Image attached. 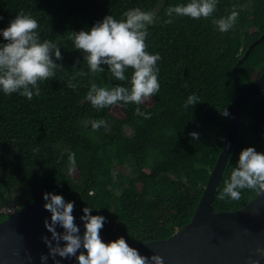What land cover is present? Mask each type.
Returning a JSON list of instances; mask_svg holds the SVG:
<instances>
[{
    "label": "trees",
    "instance_id": "trees-1",
    "mask_svg": "<svg viewBox=\"0 0 264 264\" xmlns=\"http://www.w3.org/2000/svg\"><path fill=\"white\" fill-rule=\"evenodd\" d=\"M190 0H0V30L23 9L39 23L41 41L60 48L64 69L39 83L40 95L29 101L0 89V221L5 207H19L42 197H29L18 205L9 198L15 183L38 185L43 194H60L83 214L104 216V227L122 236L153 240L170 236L188 223L195 211L210 171L230 127L229 105L237 89L233 72L248 45L264 32V0H217L210 18L168 19L169 6ZM233 5L239 18L233 29L219 32L213 19L227 16ZM139 7L155 12L145 43L150 54L159 53V92L139 105L150 119L134 115L135 104H117L97 110L86 99L93 81L101 87H130L108 71L93 76L83 54L68 39L70 31L90 29L106 15L124 19L122 13ZM0 32V44L6 43ZM55 59V57H53ZM79 61V63H77ZM264 70V38L253 46L238 66V79L246 85ZM84 71L85 76L76 73ZM72 83L76 89L67 87ZM201 102L184 107L189 95ZM224 108L229 115L221 114ZM107 127L93 131L91 122ZM191 132L199 133L194 140ZM264 153V87L242 107L239 135L217 188L236 167L242 149ZM39 148V152L34 149ZM75 153L76 168L69 174L67 156ZM131 160L134 169L127 173ZM256 191L242 190L241 198L218 200L220 210H237Z\"/></svg>",
    "mask_w": 264,
    "mask_h": 264
},
{
    "label": "clouds",
    "instance_id": "clouds-1",
    "mask_svg": "<svg viewBox=\"0 0 264 264\" xmlns=\"http://www.w3.org/2000/svg\"><path fill=\"white\" fill-rule=\"evenodd\" d=\"M216 5L217 0H190L187 4L169 6L165 10L168 19L163 23H174V16L210 18L216 10ZM122 16L124 19L117 20L112 15H106L88 30L70 31L68 39L73 42L74 48L83 54V60L93 76L103 73L105 68L102 65H107L108 71L116 80L125 81L129 80L125 75L126 70H133L129 80L130 87H101L93 81L86 93V99L93 108L100 110L121 103L135 104L137 107L134 115L150 119L151 114L142 111L139 105L160 90L157 62L162 57L159 53L150 54L145 43L148 26L157 22L158 18L155 12L139 7L125 11ZM238 18L239 11L237 6L233 5L227 16L213 19L212 23L219 32L227 33L233 29ZM38 28V21L21 9L9 22V26L0 30L7 41L0 44V89L9 96L18 93L31 101L34 95H40L41 81L53 78L58 70L64 69L63 64L56 63L63 59L60 48L51 40L41 41ZM87 74L84 71L76 73L78 76ZM76 75L68 82V88L78 87L72 83ZM198 102H201L198 96L189 95L184 107L194 106ZM221 114L229 115L226 108ZM101 126L107 127V122H91L93 131L99 130ZM190 135L194 140H199V133L191 132ZM34 151L39 152V148ZM67 161L69 174H72L76 168L74 152L68 153ZM245 189L258 193L264 191V153L256 151L254 147L241 150L236 167L224 181L223 189L218 192L216 199L237 201ZM43 199L44 208L51 213L50 222L48 219L44 221L46 229L51 233V239L42 237L49 250L48 255H41L42 261H47L51 256L55 264H60V261L56 260L58 255L65 259L75 257L77 264H164L160 255H141L123 237L104 242L100 231L106 218L102 215H92V208L84 207L82 210L80 219L84 230L81 234L73 215L74 202H66L62 195L51 192H45ZM57 226H60L63 232H58ZM255 251L264 256V249L258 247ZM248 259L250 264H259L258 260L251 257Z\"/></svg>",
    "mask_w": 264,
    "mask_h": 264
},
{
    "label": "water",
    "instance_id": "water-1",
    "mask_svg": "<svg viewBox=\"0 0 264 264\" xmlns=\"http://www.w3.org/2000/svg\"><path fill=\"white\" fill-rule=\"evenodd\" d=\"M263 38L264 32L248 45L235 64L233 79L237 93L228 107L230 127L190 221L170 236L153 240L122 236L103 227L100 236L104 242L123 237L141 255H160L164 264H250L249 257L264 264V256L255 251L258 247L264 249V191L257 192L237 210H220L213 205L218 185L239 135L242 107L264 87V70L248 84L241 85L238 66ZM44 204V200L26 202L0 221V264H55L51 256L47 261L40 259L41 255H48L49 251L42 237L51 239V233L44 224L45 219L50 222L51 213L44 208ZM73 215L82 234L84 229L80 217L83 214L75 203ZM57 231L63 232V229L57 226ZM56 260L60 264H77L75 257L65 259L57 255Z\"/></svg>",
    "mask_w": 264,
    "mask_h": 264
},
{
    "label": "rangeland",
    "instance_id": "rangeland-1",
    "mask_svg": "<svg viewBox=\"0 0 264 264\" xmlns=\"http://www.w3.org/2000/svg\"><path fill=\"white\" fill-rule=\"evenodd\" d=\"M127 173H132L134 166L129 160L125 166ZM9 198L14 202L12 205H18L29 197H42L43 192L40 186L30 184L15 183L10 186L8 191Z\"/></svg>",
    "mask_w": 264,
    "mask_h": 264
},
{
    "label": "built area",
    "instance_id": "built-area-1",
    "mask_svg": "<svg viewBox=\"0 0 264 264\" xmlns=\"http://www.w3.org/2000/svg\"><path fill=\"white\" fill-rule=\"evenodd\" d=\"M14 208H16V206H7V207H5V211H7V212H10V211H12Z\"/></svg>",
    "mask_w": 264,
    "mask_h": 264
}]
</instances>
